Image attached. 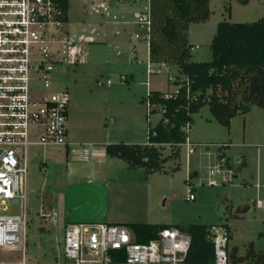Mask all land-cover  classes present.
<instances>
[{
    "label": "rangeland",
    "instance_id": "obj_1",
    "mask_svg": "<svg viewBox=\"0 0 264 264\" xmlns=\"http://www.w3.org/2000/svg\"><path fill=\"white\" fill-rule=\"evenodd\" d=\"M107 1L109 15L98 16L91 12L86 1L70 0L71 36L75 40L81 35L93 36L96 42L87 45L86 64L60 67L53 73V90L71 88L75 81H84L87 108L77 118L81 126H92L98 132L109 127L113 134L122 137L132 130L136 133L134 140L144 143L147 142L148 111L142 100L150 91L176 93L179 87L170 85L169 81L179 73L175 67H168L159 74H148V42L143 39L145 35L138 40L136 34L142 30L137 25V17L149 7V0ZM210 8L212 15L206 24L191 26L193 62L212 60L211 44L219 22L251 23L264 17V0H210ZM114 16L118 18L116 21ZM122 75L130 76V82H122ZM108 80L112 81L111 86H107ZM37 89H42L41 83ZM148 116V121L156 125L161 118L160 110ZM190 140L195 144L194 152L184 144L180 157L171 158L160 173L130 168L122 177V185L137 188L138 205L150 200V209L160 214L152 221L209 227L227 225L233 235L231 252L236 249L239 256H245L253 246L258 255L262 254L264 209H258L256 202L264 200V109L252 107L249 113L232 119L227 129L205 106L194 116ZM29 151L26 254L31 262L53 264L64 260L67 221L91 222L85 219L95 217L103 208V199L90 191L99 185L95 177H82L69 189L62 175L40 171L41 148L32 147ZM164 154L170 156L169 147ZM221 155H224L222 161ZM73 161L79 166L85 164L79 158ZM210 180H216L217 184L210 185ZM258 184L260 189L256 188ZM191 191L196 197L193 201L188 200ZM11 209L20 212L19 206ZM55 213L53 219L46 216ZM69 213L70 220H67ZM138 219L133 222H145L148 218ZM21 251L22 248H0V261L17 260Z\"/></svg>",
    "mask_w": 264,
    "mask_h": 264
},
{
    "label": "built area",
    "instance_id": "obj_2",
    "mask_svg": "<svg viewBox=\"0 0 264 264\" xmlns=\"http://www.w3.org/2000/svg\"><path fill=\"white\" fill-rule=\"evenodd\" d=\"M84 1L93 14L109 15L107 0ZM68 23L69 9L63 7L62 0H0V248H22L17 260L0 264H42L31 262L26 254L29 150L32 146L68 144L70 93L67 88L54 91L52 75L60 67L82 64L87 45L96 42L93 36L84 35L75 40ZM137 25L142 30L136 39L145 35L149 52L150 7L138 15ZM168 67L150 62L147 71L151 76ZM121 81L126 82L127 77L122 75ZM39 83L41 90L37 89ZM152 108L147 104L148 114ZM185 144L194 152V143L188 139ZM89 155L88 149L83 150L85 161ZM209 184L217 183L210 180ZM256 186L261 188L259 184ZM195 198L190 192L188 200ZM17 206L19 213L11 209ZM256 207L264 209V200H258ZM210 232L215 255L212 264H231L226 226H211ZM191 243L190 235L178 228L165 229L156 239L137 243L135 234L125 225L70 224L64 236V260L53 264H188Z\"/></svg>",
    "mask_w": 264,
    "mask_h": 264
},
{
    "label": "trees",
    "instance_id": "obj_3",
    "mask_svg": "<svg viewBox=\"0 0 264 264\" xmlns=\"http://www.w3.org/2000/svg\"><path fill=\"white\" fill-rule=\"evenodd\" d=\"M62 5L68 11L69 0H62ZM149 7L152 17L149 60L154 65L175 67L179 75L169 84L179 89L176 93L150 91L143 100L153 107L152 113L157 109L161 113L156 125L148 121L147 144H113L106 151L130 168L160 173L171 158L180 157L194 116L205 106L227 129L232 119L249 113L252 107L264 109V17L251 23L219 22L211 44L212 60L193 62L194 46L189 41V29L192 24L210 20V0H149ZM170 94L173 97L167 98ZM166 147L171 150L170 156L164 154ZM223 158L221 155V161ZM125 226L133 231L137 243L154 240L165 229L178 228L192 239L188 264L214 262V242L207 225L129 223ZM224 226L231 241V229ZM229 258L231 264L264 263V252L258 255L251 246L245 256H239L233 249V252L229 250Z\"/></svg>",
    "mask_w": 264,
    "mask_h": 264
},
{
    "label": "crops",
    "instance_id": "obj_4",
    "mask_svg": "<svg viewBox=\"0 0 264 264\" xmlns=\"http://www.w3.org/2000/svg\"><path fill=\"white\" fill-rule=\"evenodd\" d=\"M191 26L189 29V40L191 35ZM84 64H86V60L81 65ZM125 76L127 77L126 82H130V76ZM132 78L134 79V77ZM106 84L107 86L112 85V83L111 85L108 83ZM66 88L70 93V104L68 110V144L64 147L32 146L43 150V156L40 160H38L43 167L41 168V166H39V169L40 171L43 170L42 172L44 173L52 172L56 175H62L63 179L68 182L67 184L69 185V189L73 188L76 182L79 183L78 180H80V178L93 176L98 180L99 185L93 186L90 191L91 193L100 194L103 199V208L97 212L95 217L92 219H85L91 220V222L71 220L67 221L66 226L78 223H108L126 225L129 223H135L133 222L135 220H140L138 218L148 219L145 222L140 221L136 223L174 225L172 223L152 221V218H155L160 214L155 210L150 209V200L147 199V204L144 205L139 199L141 204L138 205L137 188L134 186L122 185V177L127 171L131 170L129 165L121 159L109 156L106 151V147L113 144L125 143L130 145H145L147 142L139 143L140 141H135L134 138L136 133L132 130L122 137L117 134H113L109 127L104 131L98 132L94 131L92 126L88 128L81 126L79 121H77V118L81 116L82 111H84L86 106V98L84 100L86 95V83H84V81H75L71 88L68 86H66ZM110 95L111 94L108 95L109 107L111 106ZM148 115L147 122L149 120ZM70 118H73V122L71 123H69ZM80 126L82 128H80ZM89 129L91 130L90 132ZM85 130L88 132L85 133ZM189 141L192 142L190 140V132ZM85 149H88L90 153L88 161H85L82 158V152ZM75 158H79L85 164L82 166L75 164L73 161ZM30 161L29 151V167ZM149 190L150 188H148L147 192L148 197ZM124 209H127V212ZM70 215V213L69 216L67 214V218H69L67 220H70ZM46 216L53 219L56 216V213L54 215L48 214Z\"/></svg>",
    "mask_w": 264,
    "mask_h": 264
},
{
    "label": "water",
    "instance_id": "obj_5",
    "mask_svg": "<svg viewBox=\"0 0 264 264\" xmlns=\"http://www.w3.org/2000/svg\"><path fill=\"white\" fill-rule=\"evenodd\" d=\"M226 197V194L223 196V199Z\"/></svg>",
    "mask_w": 264,
    "mask_h": 264
}]
</instances>
